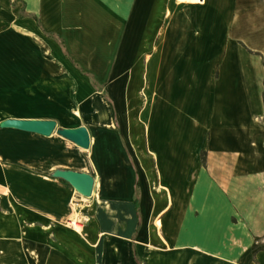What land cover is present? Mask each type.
Instances as JSON below:
<instances>
[{
    "label": "crops",
    "instance_id": "crops-1",
    "mask_svg": "<svg viewBox=\"0 0 264 264\" xmlns=\"http://www.w3.org/2000/svg\"><path fill=\"white\" fill-rule=\"evenodd\" d=\"M34 15L63 37L71 57L111 99ZM11 52L13 69H42L25 87L33 117L55 118L58 127L86 124L91 143L82 147L56 130L1 131L19 137L0 153V264H65L69 258L64 243L40 240L44 231L25 215L53 226L72 213L50 207L57 182L68 190L57 198L64 204L77 192L52 176L57 167L95 176L92 201L108 226H93L91 264H138L133 241L141 264H264V0H0V69H9ZM136 69H159L162 122L173 69H222V97L193 102L196 112L206 106L204 121L194 117L182 131L183 104L175 102V132L202 139L207 165L199 159L169 195L150 193L120 129L116 99ZM13 170L33 175L28 196L14 189ZM16 203H27L25 214Z\"/></svg>",
    "mask_w": 264,
    "mask_h": 264
},
{
    "label": "rangeland",
    "instance_id": "rangeland-1",
    "mask_svg": "<svg viewBox=\"0 0 264 264\" xmlns=\"http://www.w3.org/2000/svg\"><path fill=\"white\" fill-rule=\"evenodd\" d=\"M14 63L15 58L11 52L6 63L9 69H0V121L6 117L37 115V112L32 110L30 100L26 96L25 87L29 83L32 73L42 69H13ZM158 75L159 69H136L134 78L116 99L120 129L128 143L131 156L138 167L143 183L150 193L157 197L166 193L168 195L174 193L176 186L180 184V179L185 174L188 175L191 172L189 168L194 167L197 161L205 155V146H200L202 139L187 134L185 137H180L175 132L173 123L170 122L171 115L175 113V102L183 104L182 131H185L186 125L192 124L191 121L194 117L204 121L206 115L203 110L206 106L202 105L200 111L196 112L195 107L192 108L193 102L200 96L203 100L205 97L211 99L222 97V69H173L171 85L163 92L165 98L163 100H166L165 103L163 102V107L161 106L164 114L163 122L160 121L158 106ZM7 129L10 128L0 125V153L6 151L2 146L10 145L8 141L12 142L19 137L14 134H2L1 131ZM203 129L206 130L203 127L200 128V130ZM179 132H181L180 129ZM56 169L52 171V176L64 179L54 175ZM2 171L0 170V180L4 176ZM11 176L17 181L14 189L22 197L28 196L30 191L28 183L33 175L25 170H13ZM53 190L56 193L55 205H50V207H70L72 210L69 216L57 220L53 226H49L43 218L34 219L30 217V214H25L28 209L27 203H16V207L26 215L27 222L36 221L39 225L38 232L44 231L37 233L40 240L62 242L66 245L65 247H68L66 252L69 254V258L64 260L65 264H91L94 254L89 245L90 240L93 239L92 235L97 234L93 226L96 225V222L102 225V230H106L108 226L105 219L94 208L93 194L86 196L78 190L72 192L70 206H68L58 200L68 193L64 184L57 182L53 186ZM2 193L4 190L0 184V194ZM7 207L14 208L10 202ZM74 215H78V219L81 221L82 234L75 230L76 226L73 223H69ZM154 223L155 230L158 231L157 219ZM80 243L84 244H81L78 249L76 245ZM163 264L170 263L164 262Z\"/></svg>",
    "mask_w": 264,
    "mask_h": 264
},
{
    "label": "water",
    "instance_id": "water-1",
    "mask_svg": "<svg viewBox=\"0 0 264 264\" xmlns=\"http://www.w3.org/2000/svg\"><path fill=\"white\" fill-rule=\"evenodd\" d=\"M0 125L34 131L45 135H50L56 130L61 135L85 148H88L91 143L90 131L86 124L58 127V122L55 118L16 116L2 119ZM54 175L68 180L83 195L90 196L94 192L95 176L91 172L72 168H57L54 171Z\"/></svg>",
    "mask_w": 264,
    "mask_h": 264
},
{
    "label": "trees",
    "instance_id": "trees-1",
    "mask_svg": "<svg viewBox=\"0 0 264 264\" xmlns=\"http://www.w3.org/2000/svg\"><path fill=\"white\" fill-rule=\"evenodd\" d=\"M19 15H20V16H25V15H26V13L23 11V8H22V10L19 12ZM34 17L38 20V23L40 24V26H42V28L45 30V32H46L48 35H50V36H54V37H56V38L59 39V41H60V43H61V45H62V48H63V50H64L66 56L69 57V58L74 62V64H76L78 67H80L81 70H82L84 73H86V74H88V75L90 76L91 81H92V83L94 84V86H96L98 89L102 90L103 93H104L109 99H111V97H110L108 91H107L106 89H104L103 85L100 84V83L96 80V78L94 77V75H93L92 73H90L89 71L85 70L84 68H82V66L80 65V63H79L78 61H76L73 57H71V55H70V54L68 53V51H67L66 43H65V40L63 39V37L60 36V35H58V34L55 33V32L47 31V30L43 27V25H42L41 20L39 19V17H37L36 15H34ZM204 154H205V155L202 156V161H203L204 165L206 166V165H207V151H206V150L204 151ZM134 200H135V203H136V209H137V214H138V218H139V222H138V227H139L140 224H141V219H142V211H141V192H140V190H139V187H138V190L136 191V194H135ZM133 253H134V255H135V258H136L138 264H141V262H142V258L139 257L138 250H137V247H136L134 241H133Z\"/></svg>",
    "mask_w": 264,
    "mask_h": 264
},
{
    "label": "bare ground",
    "instance_id": "bare-ground-1",
    "mask_svg": "<svg viewBox=\"0 0 264 264\" xmlns=\"http://www.w3.org/2000/svg\"><path fill=\"white\" fill-rule=\"evenodd\" d=\"M77 219H78V215H74V216L71 217V220H70L69 223H74L75 224V222H76ZM157 223L158 224L160 223V220L159 219L157 220ZM75 226L78 229V231H80V229H81L80 225H77L76 224ZM144 250H147V246H145V245H144Z\"/></svg>",
    "mask_w": 264,
    "mask_h": 264
},
{
    "label": "built area",
    "instance_id": "built-area-1",
    "mask_svg": "<svg viewBox=\"0 0 264 264\" xmlns=\"http://www.w3.org/2000/svg\"><path fill=\"white\" fill-rule=\"evenodd\" d=\"M181 1L203 2L204 0H181ZM80 222H81L80 219H77L76 222H75V224H74V223H73V224H74V225H76V224H77V225H81Z\"/></svg>",
    "mask_w": 264,
    "mask_h": 264
}]
</instances>
